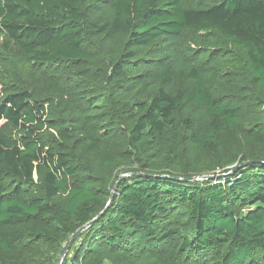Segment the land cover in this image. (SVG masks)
<instances>
[{
    "label": "trees",
    "instance_id": "1",
    "mask_svg": "<svg viewBox=\"0 0 264 264\" xmlns=\"http://www.w3.org/2000/svg\"><path fill=\"white\" fill-rule=\"evenodd\" d=\"M2 46L0 264L123 173L63 264H264V0H0Z\"/></svg>",
    "mask_w": 264,
    "mask_h": 264
},
{
    "label": "water",
    "instance_id": "2",
    "mask_svg": "<svg viewBox=\"0 0 264 264\" xmlns=\"http://www.w3.org/2000/svg\"><path fill=\"white\" fill-rule=\"evenodd\" d=\"M131 174L129 173H126V174H122L119 178V180L116 182L115 186H114V189H113V192H112V196L110 198V201L107 205V207L105 208V210L103 212H101L99 214V216L97 218H95L93 221H96L100 216H102L109 208V206L111 205V202L113 200V197H114V194H115V191L117 189V186L119 184V182L125 178V177H128L130 176ZM220 175H206V176H203V177H200L198 179H210V178H218ZM93 221L87 223L86 225L82 226L81 228H79L74 234H72V236L69 238V240L65 243L61 253H60V256H59V259H58V262L57 264H63L72 244L74 243V241L76 240L77 236L83 231L85 230L86 228H88L92 223Z\"/></svg>",
    "mask_w": 264,
    "mask_h": 264
},
{
    "label": "rangeland",
    "instance_id": "3",
    "mask_svg": "<svg viewBox=\"0 0 264 264\" xmlns=\"http://www.w3.org/2000/svg\"><path fill=\"white\" fill-rule=\"evenodd\" d=\"M15 53H16V50L14 46L10 47V51H9L10 55H8V53L6 54L5 51H3V46L0 48V79L11 76L10 75L11 68L9 67L10 63L8 61V57L15 55ZM17 66L21 70V72L24 74H27L31 70L30 65H24L23 63H19ZM13 67H15V65H13ZM123 174H126V173H123ZM105 264H109V263L107 262Z\"/></svg>",
    "mask_w": 264,
    "mask_h": 264
}]
</instances>
